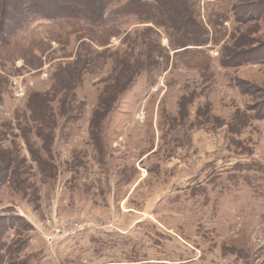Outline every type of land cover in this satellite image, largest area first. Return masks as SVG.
<instances>
[{
    "label": "rangeland",
    "instance_id": "rangeland-1",
    "mask_svg": "<svg viewBox=\"0 0 264 264\" xmlns=\"http://www.w3.org/2000/svg\"><path fill=\"white\" fill-rule=\"evenodd\" d=\"M242 1L201 0V17L222 22L209 26L220 40L188 46L192 52L167 53L159 30L162 50L132 84L147 47L139 43L132 57L121 43L131 45L134 30L150 24L130 19L123 25L129 36L112 37L106 52L94 46L88 53L83 45L81 58L74 36L68 45L50 41L52 22L34 21L16 34L24 59L0 61L8 80L0 149L13 167L0 183V213L30 226L20 236L6 233L2 264H264V57L219 65L226 45L264 56V18L242 24L232 14L231 5ZM256 3L264 9V0ZM115 49L117 75L128 88L94 122ZM85 57L89 73L57 89L56 121L38 137L30 112L22 114L29 94L50 91L58 66L77 59L82 70ZM66 71L58 80L68 78ZM16 239L27 246L14 256Z\"/></svg>",
    "mask_w": 264,
    "mask_h": 264
},
{
    "label": "trees",
    "instance_id": "trees-1",
    "mask_svg": "<svg viewBox=\"0 0 264 264\" xmlns=\"http://www.w3.org/2000/svg\"><path fill=\"white\" fill-rule=\"evenodd\" d=\"M257 1L243 0L239 4L240 6L232 4L231 10L235 21L243 24L251 20V17H255L254 20L260 19V16L264 18V9L256 3ZM200 2L201 0H0V61L12 62L18 57L23 58L19 54L23 47L16 41L15 36L34 21L45 20L54 23L56 28L52 30L53 34L49 39L59 45H68L71 36H74L79 42L76 54H78V58H81L79 50L82 49L83 45H89L88 53L90 50H95L92 48L94 46L101 47L102 52L110 51L107 46L112 37L118 38L125 32L126 37L130 35V31L124 30L123 25H126L128 20L133 19L135 21L133 24L150 25L141 31L134 30L136 32L134 36L137 39L135 38L131 45L125 41L121 43L131 50L130 55L132 57L140 44L147 47L144 60L142 55L138 54L139 59L136 60V64H139V67L134 69V75L129 79V84H132L134 77L140 75L149 67H153V63H155V52L153 51L155 49L162 50L158 38L159 30H162L168 40L167 53L172 50L176 55L180 52H192L189 51L188 46L202 47L220 40V37H215L216 30L209 28V26L219 27L222 22L218 19L204 20L201 17ZM256 6L260 7V12L258 11L255 16V11L258 10ZM221 17L219 16V18ZM144 32L156 36L155 43L150 44V41L145 43L141 37ZM238 47L236 44L229 47L224 46L219 65L222 67H235L244 63L261 61L264 57L250 58L248 51ZM198 53L203 52L199 51ZM118 54H120L119 50L115 49L109 58L113 67V71L111 70L112 76L110 77L109 86H105L100 91L99 102L93 111L94 118L91 121H94L98 115L106 118L115 107L119 95L121 96L123 91L128 88V84L125 88V84H121L122 76L117 75L120 62L117 58ZM85 58L84 61L87 62V66H83L82 70L79 69L77 59L70 66H64L63 68L58 66L60 71L63 70V72L69 67L66 71L68 78L63 77L58 80L60 71L56 72V82L50 91L29 94L22 114L27 116L30 112L31 120L38 124L35 132L38 137H43L42 132L45 133L48 123H55L56 121L57 113L51 107V103L57 100V89H69L74 80L78 85L82 78L89 73L91 67L88 64L91 63L87 57ZM37 60L40 61L39 58ZM36 67L38 68L40 65ZM69 82L71 83L65 85ZM7 83L8 80L0 72V101ZM250 109L255 111L257 115H259L258 112L262 111L252 106ZM11 173H13L12 157L7 151L0 149V183L9 180ZM29 226L24 217L7 216L0 213V252L5 247L4 237L7 232L13 231L14 235L20 236ZM11 244V254L15 256L27 246V241L16 239L12 240ZM15 260L9 262L17 264ZM3 262H5L4 256L0 254V264ZM9 262L4 264H10Z\"/></svg>",
    "mask_w": 264,
    "mask_h": 264
}]
</instances>
